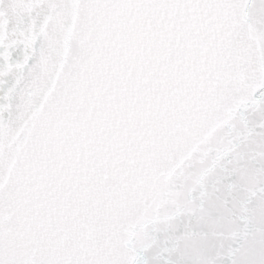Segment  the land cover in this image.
Here are the masks:
<instances>
[{
	"label": "snow or ice",
	"instance_id": "1",
	"mask_svg": "<svg viewBox=\"0 0 264 264\" xmlns=\"http://www.w3.org/2000/svg\"><path fill=\"white\" fill-rule=\"evenodd\" d=\"M0 264H264V0H0Z\"/></svg>",
	"mask_w": 264,
	"mask_h": 264
}]
</instances>
